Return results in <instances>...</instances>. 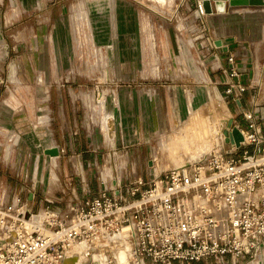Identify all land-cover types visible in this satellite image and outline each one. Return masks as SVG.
Segmentation results:
<instances>
[{
	"label": "rangeland",
	"instance_id": "rangeland-1",
	"mask_svg": "<svg viewBox=\"0 0 264 264\" xmlns=\"http://www.w3.org/2000/svg\"><path fill=\"white\" fill-rule=\"evenodd\" d=\"M198 1L0 0L6 195L28 201L34 214L67 210L90 183L110 189L142 179L146 188L221 146L217 124L242 117L215 87L221 49L207 50L208 41H222L255 68L260 94L252 103L264 106V7L227 4L209 15ZM244 98L250 105V94ZM48 147L59 156L45 155ZM81 151L98 159L84 165ZM124 243L113 256L93 252L87 264L103 256L118 264Z\"/></svg>",
	"mask_w": 264,
	"mask_h": 264
},
{
	"label": "built area",
	"instance_id": "built-area-1",
	"mask_svg": "<svg viewBox=\"0 0 264 264\" xmlns=\"http://www.w3.org/2000/svg\"><path fill=\"white\" fill-rule=\"evenodd\" d=\"M224 59L228 82L221 94L240 109L242 121L231 120L243 136L239 148H215L146 188L142 179L103 184L67 210L43 208L29 228V202L10 198L0 185V264H67L73 254L97 249L113 256L122 237L129 264H264V106L252 103L260 94L254 77L247 78L232 52ZM260 75L262 82L264 63ZM224 131L230 132L226 125L225 140Z\"/></svg>",
	"mask_w": 264,
	"mask_h": 264
},
{
	"label": "crops",
	"instance_id": "crops-1",
	"mask_svg": "<svg viewBox=\"0 0 264 264\" xmlns=\"http://www.w3.org/2000/svg\"><path fill=\"white\" fill-rule=\"evenodd\" d=\"M226 7H227V5H226ZM230 7V6H229ZM248 7H257V6H248ZM234 8H237V7H234ZM213 12H215L216 13V11H215V9H214V7H213ZM231 12V11H230ZM213 14V13H212ZM232 14H234V15H237V14H239V12L238 11H234ZM211 15V14H210ZM230 15V14H229ZM213 43H209V41L207 42V50L209 49V50H212V46L211 45H213V47L214 48H216V45H215V43L216 42H221V44H222V46L220 47V49H221V51L219 52V56L216 58V63H215V66L213 67L215 70L214 71H216V75L213 77L214 79H218V80H215L216 82H215V84H216V88L218 89V88H221V92L224 90V88L226 87V83L228 82V77L226 76V74L224 73V70L226 69V63H225V57H226V50H228L229 51V46L227 47V45H224V43L222 42V41H219V40H217V39H214L213 41H212ZM236 42V41H235ZM211 44V45H210ZM236 51V50H235ZM237 54H238V52H237ZM235 56H236V58H237V60H238V63H239V65L241 66V68L243 69V71H245V73H246V76H247V78L248 79H250V78H252V77H255V68L252 66L251 67V69L250 68H248V62H247V60H242L238 55H236V54H234ZM221 92H220V94H221ZM222 95V94H221ZM246 95V94H245ZM251 97V96H250ZM243 99H244V101H245V98L243 97ZM242 107L246 110V109H248L249 107L247 106V104H245V103H243L242 102ZM236 110H237V112H236V114H237V116H239V113H240V109L239 108H236ZM235 118H237L236 117V115H235ZM235 118H233L235 121H237V119H235ZM237 122H241V121H237ZM264 132V131H263ZM221 146H218L219 148H222V149H225V147L223 146V145H225L226 146V149H228V146L226 145L227 143H225V140L222 138V136H221ZM86 144V143H85ZM218 147H216V148H218ZM225 149V150H226ZM83 150V149H82ZM81 154H82V156H83V163H84V165H85V163L86 162H84V161H88L87 162V164L89 165V161L90 160H92L93 162L95 161V160H97L98 159V156L97 155H86V153H87V151H81L80 152ZM89 174V173H88ZM93 180V179H92ZM102 189V184L99 182V183H90V187L88 188V190H87V188H86V190H82L81 192H82V195L81 196H79L80 198L85 194V193H88V194H95V193H97L99 190H101ZM77 199H79L78 197L76 198V200ZM176 264H178V263H176ZM185 264H188V263H185ZM189 264H202V263H189Z\"/></svg>",
	"mask_w": 264,
	"mask_h": 264
},
{
	"label": "water",
	"instance_id": "water-1",
	"mask_svg": "<svg viewBox=\"0 0 264 264\" xmlns=\"http://www.w3.org/2000/svg\"><path fill=\"white\" fill-rule=\"evenodd\" d=\"M201 1H202V5L205 9L206 14H212L213 7L217 12L222 10V12L224 13L225 2H227V4L230 7L264 6V0H201ZM215 45L217 47L222 46L221 42H216ZM227 128L230 130V132L224 131L223 134L226 137L225 142L229 143L231 146L239 148L240 144L243 142L242 134L234 126L231 120L228 121ZM44 154L50 157H58L59 149L56 147L49 148V149L44 150ZM30 216H31V208L28 207L25 213V218L29 219Z\"/></svg>",
	"mask_w": 264,
	"mask_h": 264
},
{
	"label": "bare ground",
	"instance_id": "bare-ground-1",
	"mask_svg": "<svg viewBox=\"0 0 264 264\" xmlns=\"http://www.w3.org/2000/svg\"><path fill=\"white\" fill-rule=\"evenodd\" d=\"M226 5H227V2H225V10H226ZM258 8H261V7H264V6H257ZM225 10H224V12H225ZM217 12V11H216ZM199 13H202V14H204L205 13V9H204V7H203V5H202V3H201V11H199ZM218 14H222L223 12H222V10H220L219 12H217ZM210 15V14H209ZM224 122H221V123H219V124H217V129L216 130H214V135L215 136H217V137H221V131H222V129L224 128ZM49 148V147H48ZM51 148V147H50ZM45 150V149H44ZM50 157V156H49ZM55 158H57V157H51V159H55ZM153 161V160H152ZM154 164V166H155V163H153ZM153 166V167H154ZM112 182V181H111ZM113 186V185H112ZM43 213V211H41V213L40 214H34V218H30V220L29 219H27V218H25L24 219V227H26V228H29V225H30V223H31V221H33V219L35 220V221H38V222H40L41 221V218H42V214ZM119 241H121V242H125V239L122 237ZM122 248L114 255V260L118 263V264H128L129 262H128V257L126 256L127 255V245L124 243V244H122ZM81 250V248L80 249H78V251L77 252H79ZM96 251H101V250H96ZM93 252H95V251H92V252H90V251H88V252H86V253H84L83 255H81V256H78L77 254H73L74 256L73 257H70L68 260H67V264H87L89 261H91V260H95L96 258H95V255L93 256H91V254L93 253ZM76 253V252H75ZM97 256H99V255H97ZM100 261H101V264H108L109 262H108V258H106V256H103V257H101V259H100Z\"/></svg>",
	"mask_w": 264,
	"mask_h": 264
}]
</instances>
